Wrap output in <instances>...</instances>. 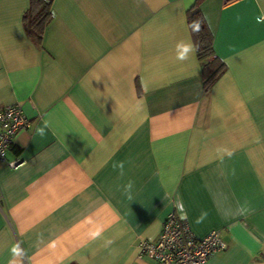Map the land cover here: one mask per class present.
Listing matches in <instances>:
<instances>
[{
	"label": "crops",
	"instance_id": "1",
	"mask_svg": "<svg viewBox=\"0 0 264 264\" xmlns=\"http://www.w3.org/2000/svg\"><path fill=\"white\" fill-rule=\"evenodd\" d=\"M196 1L52 0L37 44L29 0H0V110L30 122L0 162V264H150L171 212L221 232L207 264H264V0L199 3L225 65L206 96L176 50Z\"/></svg>",
	"mask_w": 264,
	"mask_h": 264
},
{
	"label": "built area",
	"instance_id": "2",
	"mask_svg": "<svg viewBox=\"0 0 264 264\" xmlns=\"http://www.w3.org/2000/svg\"><path fill=\"white\" fill-rule=\"evenodd\" d=\"M29 128L30 122L19 105L0 110V162L7 169L21 166L19 158L7 160L6 157L16 136ZM138 249L140 256L147 257L150 264H207L209 258L224 252L227 246L220 231H211L198 238L184 219L171 212L164 220L157 240L139 242Z\"/></svg>",
	"mask_w": 264,
	"mask_h": 264
},
{
	"label": "trees",
	"instance_id": "3",
	"mask_svg": "<svg viewBox=\"0 0 264 264\" xmlns=\"http://www.w3.org/2000/svg\"><path fill=\"white\" fill-rule=\"evenodd\" d=\"M201 1L197 0L193 8L187 12V24L196 49L197 60L202 66L203 92L206 96L211 86L224 73L225 65L213 53L212 36L198 7ZM51 4L52 0H29V8L23 18V24L27 36L37 44L52 19ZM194 21L200 22L199 32L192 30L191 25Z\"/></svg>",
	"mask_w": 264,
	"mask_h": 264
},
{
	"label": "clouds",
	"instance_id": "4",
	"mask_svg": "<svg viewBox=\"0 0 264 264\" xmlns=\"http://www.w3.org/2000/svg\"><path fill=\"white\" fill-rule=\"evenodd\" d=\"M192 30L194 32H199L200 31V22L199 21H194L191 25ZM176 50H177V59L183 61L189 58V55L195 52V46L191 43V42H184V41H180L177 43L176 45ZM47 126V122L46 125ZM41 135L43 134V129H38L37 130ZM119 167L121 168V175H123V164L121 163L119 165ZM127 187H131V182L129 183V185ZM199 222V221H198ZM103 232V228L102 227H97L95 231L90 232V237L92 239H96L98 237H100L102 235ZM108 244L112 243L111 240L107 241ZM12 253L13 256H20L21 255V251L19 249V246L17 245L16 247H14L12 249ZM10 264H16L15 261H10Z\"/></svg>",
	"mask_w": 264,
	"mask_h": 264
}]
</instances>
